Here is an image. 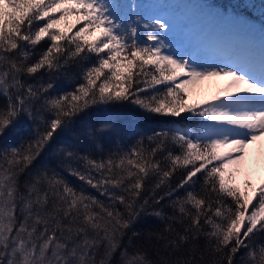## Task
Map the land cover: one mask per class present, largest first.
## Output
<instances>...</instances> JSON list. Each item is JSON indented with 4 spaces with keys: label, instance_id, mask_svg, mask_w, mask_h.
<instances>
[{
    "label": "snow or ice",
    "instance_id": "snow-or-ice-1",
    "mask_svg": "<svg viewBox=\"0 0 264 264\" xmlns=\"http://www.w3.org/2000/svg\"><path fill=\"white\" fill-rule=\"evenodd\" d=\"M207 7L0 0V264H264V0Z\"/></svg>",
    "mask_w": 264,
    "mask_h": 264
},
{
    "label": "rangeland",
    "instance_id": "rangeland-1",
    "mask_svg": "<svg viewBox=\"0 0 264 264\" xmlns=\"http://www.w3.org/2000/svg\"><path fill=\"white\" fill-rule=\"evenodd\" d=\"M164 4H159L162 10H166L167 12H169L170 14L176 15L178 17H185V15H190V12H193V18H192V25L193 28L197 27V24L195 22V20H198L199 22H201V17L199 15H196V13H199L201 10H203L204 12H209L212 11V9L208 8L207 6H205L204 4H202V2L198 1V0H162ZM171 3V4H170ZM179 6L182 7V10L179 12V10L175 9V6ZM179 12V13H178ZM203 28V26H202ZM201 28V30H202ZM183 38V37H181ZM225 83H227L225 81ZM201 88L207 90L208 92H215L217 89L215 87V82H205L204 85L200 86ZM198 98H202V97H197V96H193V99H198ZM250 153H252L253 151L255 152V159L256 157H258L257 161H254L253 165H252V172L250 176H244L241 175L238 177L237 179V183L243 187L244 186V181L246 179H251L252 182L254 184H258L260 182V180L262 178H264V168H259V165L262 164V162L264 163V161L262 160V156L260 155V146L256 145L253 146V148H251ZM261 159V160H259ZM259 168L257 171V174L255 173V169Z\"/></svg>",
    "mask_w": 264,
    "mask_h": 264
},
{
    "label": "trees",
    "instance_id": "trees-1",
    "mask_svg": "<svg viewBox=\"0 0 264 264\" xmlns=\"http://www.w3.org/2000/svg\"><path fill=\"white\" fill-rule=\"evenodd\" d=\"M198 1L202 2V4H204L205 6H208L211 3H231V2H233V0H198ZM158 3L161 5L164 4L162 0H158ZM175 9L179 10V12H180L182 10V7L175 6ZM212 11H215V10L212 9ZM259 14L260 13L258 11L253 12V15H255V16H259ZM184 18L187 19L192 24L193 12L191 11L190 15H185ZM195 22L199 25H197V27H194V30H197V31L201 30V28H202L201 22H199L198 20H195ZM113 114L117 116V118L121 122L122 126H124L126 129L128 127H130V124L133 120L134 114L126 113V112H115ZM94 118H95V115H94ZM146 227H155V224H149Z\"/></svg>",
    "mask_w": 264,
    "mask_h": 264
},
{
    "label": "bare ground",
    "instance_id": "bare-ground-1",
    "mask_svg": "<svg viewBox=\"0 0 264 264\" xmlns=\"http://www.w3.org/2000/svg\"><path fill=\"white\" fill-rule=\"evenodd\" d=\"M220 83H221V84H224L225 81H222V82H220ZM211 92H212V91H211ZM252 153L255 155V152H254V151H253ZM258 157H260V156H258ZM258 157H256V159H255L256 162H258V161H257ZM259 160H261V159H259ZM262 160L264 161V156H262ZM261 167L264 168V163H263V162H262L261 165H259V168H261ZM259 168H256V169H255V171H256L255 173H256V174H257V171H258ZM257 175H258V174H257Z\"/></svg>",
    "mask_w": 264,
    "mask_h": 264
}]
</instances>
